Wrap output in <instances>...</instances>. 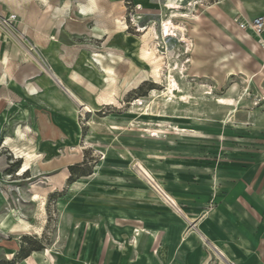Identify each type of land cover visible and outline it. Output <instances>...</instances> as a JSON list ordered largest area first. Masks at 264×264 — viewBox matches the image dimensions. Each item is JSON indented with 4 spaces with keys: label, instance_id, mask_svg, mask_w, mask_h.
<instances>
[{
    "label": "rangeland",
    "instance_id": "obj_1",
    "mask_svg": "<svg viewBox=\"0 0 264 264\" xmlns=\"http://www.w3.org/2000/svg\"><path fill=\"white\" fill-rule=\"evenodd\" d=\"M92 2L98 4L97 0ZM206 2L217 3L229 15V0ZM202 3L179 0V10H169L161 0H100L99 8L85 17L77 12L78 7L89 6L91 0H0V45L3 53L18 50L17 75L33 66L51 74L58 69L56 62L36 48L38 36L31 21L35 13L37 21L41 17L54 18L59 30L53 29L52 35L58 32L62 45L75 47L70 63L88 45L100 52L97 54L103 56V61L105 56L110 59L111 52L107 53L105 45L113 40H124L129 46L126 51L111 47L127 59L118 60L125 64L135 60L131 73L127 64L118 67L116 83L121 87L114 104L104 105L98 100L99 93L93 91L96 80L78 85L80 104L72 103L80 115L74 125L28 96L15 81L0 85V98H9L0 107V261L12 260L8 257L12 249L16 257L24 237L42 246L31 255L40 254L51 264H112L120 251L144 259L149 257L148 231L152 232L148 224L134 248V233L116 230L113 221L115 208H128L119 204L126 203V194L146 179L151 180L144 168L164 169L174 175L194 168L216 171L229 161L264 168L261 53H251V40L235 39L228 31L229 37L224 30L227 21L239 26L241 20L235 21L221 10L209 13L200 6ZM77 19L88 29L98 25L105 28V38L64 30L66 21ZM163 21H171L174 26L166 35L162 33ZM247 29L255 40L260 39L250 27ZM145 50L151 58L159 59V77L152 74V62L143 56ZM93 54H87L85 64L101 77ZM109 62L104 67L113 66L111 59ZM247 68L252 74L246 73ZM231 70L234 74H229ZM128 81L136 83L126 89ZM84 104L91 105V110L84 109ZM37 109L48 124L63 128L69 139L41 140ZM18 123L24 129L30 127L36 135L38 153L51 162L47 170L30 165L22 173L25 159L15 156L11 146H3L5 136L21 142L14 136ZM76 145L82 147V159L63 162L66 149ZM19 146L34 147L27 143ZM156 156L167 159L158 161ZM18 161L20 165L14 166ZM69 164L77 166L72 180L71 170L61 173ZM261 172L256 178L260 182L257 191L264 197V169ZM186 222L187 230H197L194 220ZM108 234L111 241L105 245ZM154 242L152 252L156 254L161 237L158 235ZM29 243L25 245L29 247Z\"/></svg>",
    "mask_w": 264,
    "mask_h": 264
},
{
    "label": "crops",
    "instance_id": "obj_2",
    "mask_svg": "<svg viewBox=\"0 0 264 264\" xmlns=\"http://www.w3.org/2000/svg\"><path fill=\"white\" fill-rule=\"evenodd\" d=\"M161 1L164 2V5L172 1L175 7L168 6V9L179 10V5H177L179 0ZM201 1L203 3L200 6L209 13H217L216 10L222 11L217 3ZM96 8H99V5L93 4L91 0L89 6H79L77 12L87 17L92 15ZM226 10H229V15L222 12L227 17L241 20V22H249L255 16L264 15V0H229ZM116 16L113 18L114 21H116ZM37 19L36 13L33 14L31 21L35 22L34 31L38 36L36 48L53 63L56 62L57 71L54 74L47 71L44 73L38 67L33 66L17 75L19 63L15 57L18 50L3 53L0 45V85H8L10 81H15L24 88L28 96L38 99L50 109L58 112L65 123L69 125L79 122L80 112L72 103L73 101L80 104L81 99H78L80 91L77 88L79 84H86L91 79L96 80V89L93 91L102 95L98 100L100 99L104 105H111L112 100L107 101L110 97L114 99L112 101L114 104L121 87L118 81L116 83L118 93L116 92L113 96L107 95L104 80L101 77H96L93 68L85 64L88 53L100 52L88 45L81 50L79 57L70 63L69 58L74 53L75 47L62 45L58 32L55 36L52 35L53 29L59 30L56 20L51 17H41L38 21ZM117 26L121 28L119 25ZM63 28L71 34L86 35L95 39L102 40L106 36L105 28L98 25L93 29H88L85 22L80 19L66 21ZM259 37L260 39L257 40L264 49V32ZM112 46L120 48L122 51L128 50L129 47L124 40L109 41L105 45L106 51L107 53L113 52L115 55L121 51L112 49ZM258 57L264 64V50ZM109 60V57L105 56L104 63H110ZM126 64L120 60L112 63L118 77L120 74L118 67H124ZM134 66L135 60L131 59V64L126 66L128 73L132 72ZM247 70L246 73L252 74V71L248 68ZM234 72L229 74H234ZM238 72L245 73L244 71ZM55 77L70 93L56 82ZM32 79L33 81L30 82L29 80ZM135 83L128 81L124 87L127 89ZM105 95L107 96L105 97ZM101 98L103 99L101 100ZM8 99L7 97L0 98L1 108L8 103ZM84 106L85 108L87 106L89 110L92 108L89 104H84ZM1 113L0 111V115ZM36 113L38 117L36 124L40 128L41 140L57 142L69 139L68 133L63 128L52 122L48 124L40 110L37 109ZM23 126L18 123L14 129L15 138L21 142H17L14 138L13 140L19 145L24 143L33 145L32 162L34 160L36 164L31 162V168L40 165L44 170H47L51 166V162L46 161L45 154L38 153L35 144L36 135H32V129L30 127L24 129ZM18 130H21L20 134ZM6 138H10V136H5L3 146H5ZM82 157V147L76 145L66 149L62 161L78 162ZM156 158L158 161L167 159L166 156H156ZM70 166L71 164L65 167L61 173L64 171L70 173ZM144 169L149 173L151 180L145 178L146 182H141L138 189H131L126 194L128 195L126 203L120 201L119 204L128 208H115L113 221L116 230H125L132 235L134 233V248H137L139 236L146 231L144 227L148 224L147 227L152 231H148L151 233L149 253L147 254L149 257L134 259L126 252L120 251L112 264H264V197L262 193H258L260 191L258 179L263 167H250L242 161H229L217 168L216 171L211 170L210 172H206L202 168H194L188 171H178L174 175L164 169L150 167ZM138 171L141 174L139 169ZM164 196L172 199V203L167 202ZM187 219L188 222L192 220L196 222V231L187 230ZM158 235L162 242L159 252L157 250L156 254H153L152 248L156 242L154 239H157ZM104 241L105 245L110 243L111 235L108 234ZM39 255H30L21 264H51L49 260L40 258Z\"/></svg>",
    "mask_w": 264,
    "mask_h": 264
},
{
    "label": "bare ground",
    "instance_id": "obj_3",
    "mask_svg": "<svg viewBox=\"0 0 264 264\" xmlns=\"http://www.w3.org/2000/svg\"><path fill=\"white\" fill-rule=\"evenodd\" d=\"M98 2V0H97ZM99 5V4H97ZM168 6H174L173 5V2H168L167 3ZM175 7V6H174ZM178 7V6H177ZM83 13V12H82ZM86 13V12H85ZM89 13V12H88ZM84 15V14H83ZM118 17V16H117ZM119 18V17H118ZM173 24L171 21H163V24H162V33L163 35H166L169 31H172L173 30ZM97 30V29H96ZM224 30H227V33L228 31L229 32H232L231 35H235V39H249L252 41V44H250V51L251 53H261L263 52V48L261 46V43L257 40H255L253 37H252V34L249 32V31H245V29H243L240 25L237 26L235 24H233L232 22H229L227 21L226 23H224ZM252 30V28H251ZM228 36L230 37L229 33H228ZM51 38V37H50ZM109 53V52H108ZM94 57H92L93 61H94V64L96 65V67L100 70V74H101V78L102 80H104L105 82V89H106V94L109 95V96H113V94H115L117 92V86H116V80H117V77H116V70L114 69V66H107V67H104V61H103V56L100 55V54H93ZM143 56L146 58V59H150V61L152 62V74L156 77H159L160 76V67H161V63L159 61L158 58H154L153 57L151 58V53L148 52L147 50H145ZM110 59H111V62L112 63H115L118 59L120 60H124V61H127V59L124 58V56L122 54H114L113 52L110 53ZM6 58V57H5ZM156 59V60H155ZM107 65V64H105ZM100 66H103V69L101 70ZM94 70V69H93ZM230 72H233L232 70L229 71ZM49 74V73H48ZM50 76V75H49ZM104 89V90H105ZM118 93V92H117ZM105 95V97L107 96ZM100 96V95H99ZM102 96V95H101ZM100 96V97H101ZM117 96V95H116ZM110 98V97H109ZM107 99V101H113L114 99L113 98H110V99ZM103 98H101L102 100ZM106 99V98H105ZM100 101V99H99ZM112 101H111V104H112ZM117 101V100H116ZM104 102V101H103ZM109 103V102H107ZM106 103V104H107ZM115 103V102H114ZM101 104V103H100ZM86 110H89V108L86 106V108H84ZM91 110V109H90ZM19 134L21 132V130H18ZM22 138V137H21ZM4 145L5 146H11L12 147V150L13 152L16 154V156L18 158H22V159H25V163L22 167V173L28 171V169H30V165H31V162H32V157L34 156V147H29L28 148H23V147H20L19 145H16L13 140L11 138H6L5 142H4ZM143 168V167H142ZM68 178V177H67ZM66 179V178H65ZM52 181V180H51ZM53 186V185H52ZM167 198V197H166ZM172 201V199H171ZM22 220V219H21ZM23 221V220H22ZM25 222V221H24ZM21 223V222H20ZM27 223V222H26ZM26 225V224H25ZM27 226V225H26ZM31 226H28L26 229L30 228ZM37 229V228H35ZM41 229V228H40ZM15 250L12 249V251L8 254V257L9 259H12L14 258L15 256Z\"/></svg>",
    "mask_w": 264,
    "mask_h": 264
},
{
    "label": "trees",
    "instance_id": "obj_4",
    "mask_svg": "<svg viewBox=\"0 0 264 264\" xmlns=\"http://www.w3.org/2000/svg\"><path fill=\"white\" fill-rule=\"evenodd\" d=\"M20 162H15L14 166H19ZM70 170H71V176L69 177V180L73 179V176L77 173V166H70ZM82 175H86V173H83ZM30 242L29 244H31L29 247H27L25 244ZM36 241H32V239L28 238V237H24L23 238V243L20 247L19 253L16 255V257H14L12 260H5V261H0V264H19L22 260L28 258L31 253L33 251H39L41 249L42 246H37Z\"/></svg>",
    "mask_w": 264,
    "mask_h": 264
},
{
    "label": "built area",
    "instance_id": "obj_5",
    "mask_svg": "<svg viewBox=\"0 0 264 264\" xmlns=\"http://www.w3.org/2000/svg\"><path fill=\"white\" fill-rule=\"evenodd\" d=\"M243 29L250 27L257 35H262L264 32V15L255 16L249 22H242L239 24Z\"/></svg>",
    "mask_w": 264,
    "mask_h": 264
},
{
    "label": "water",
    "instance_id": "obj_6",
    "mask_svg": "<svg viewBox=\"0 0 264 264\" xmlns=\"http://www.w3.org/2000/svg\"><path fill=\"white\" fill-rule=\"evenodd\" d=\"M55 80L63 89L66 90V92L70 93L69 90L63 85V83L59 79L55 77Z\"/></svg>",
    "mask_w": 264,
    "mask_h": 264
}]
</instances>
